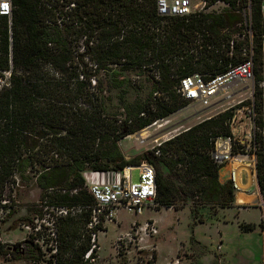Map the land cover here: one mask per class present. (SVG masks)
I'll return each instance as SVG.
<instances>
[{
  "label": "trees",
  "instance_id": "obj_1",
  "mask_svg": "<svg viewBox=\"0 0 264 264\" xmlns=\"http://www.w3.org/2000/svg\"><path fill=\"white\" fill-rule=\"evenodd\" d=\"M217 1L226 4L219 12L158 16L153 0H12V76L0 92V211L12 216L19 184L32 179L51 206L90 205L94 199L86 188V173L141 162L155 168L159 205L173 206L175 195L161 162L198 186L207 187L200 179L208 176L211 198L229 207L234 193L228 182H218L219 169L209 151L215 136L229 133L230 108L174 135L159 154L152 148L125 159L117 148L122 138L189 103L176 91L181 78L241 61V52H233L238 43L224 30L245 28L246 34L251 32L248 45L253 49L255 40L262 47L260 0H209L208 5ZM7 28V18L0 15V68L7 66ZM128 71L145 74L151 93L160 94L125 105L124 117L117 118L105 108L99 74L110 73L107 83L122 87L121 72ZM260 103L254 104L258 110ZM257 124L262 130L261 116ZM256 175L264 194L261 154ZM82 216L86 228L89 209ZM76 224L73 218L62 219V234L76 233ZM87 237L64 264H89L84 258L90 248ZM5 255L21 258L26 253L18 244L0 243V256Z\"/></svg>",
  "mask_w": 264,
  "mask_h": 264
},
{
  "label": "rangeland",
  "instance_id": "obj_2",
  "mask_svg": "<svg viewBox=\"0 0 264 264\" xmlns=\"http://www.w3.org/2000/svg\"><path fill=\"white\" fill-rule=\"evenodd\" d=\"M208 2L206 0L205 5L195 9V12H219L226 7L221 1L210 5ZM260 2L264 21V0ZM224 32L238 43L233 52L239 54L250 43L251 32L246 34L245 28L238 32L230 29ZM252 44L258 72L254 73L252 82L238 86L233 92L223 90L209 106L189 102L170 116L127 135L117 142L120 154L125 159L139 156L145 150L152 149L155 140L176 135L229 108L232 115L237 113V116H242L243 106L250 103L256 105L258 101L261 103L259 110H256L264 122V49L255 40ZM121 75L125 78V84L112 87L107 83L110 73L99 74L106 97L105 108L117 118L124 117L125 105L158 96L154 95L155 91L151 93L152 83L145 74L128 71L121 72ZM263 130L264 126L262 133ZM159 167L174 184L173 206L158 204L152 209H145L141 215L119 208L115 220L101 223L96 248L88 259L89 264H144L146 261L172 264L176 259H179L180 264H194L195 260L196 264H264V197L252 206L240 207L234 198L229 207H222L219 201L211 198L208 176L200 179L203 186L207 184V187H202L195 184L192 178L170 171L161 162ZM88 175L85 174L86 177ZM133 179H137L136 170L133 171ZM246 180L247 173L242 171V181ZM218 182L225 183L222 170L218 172ZM40 196L41 191L34 179L27 184L20 183L15 213L7 218L0 211V243L8 247L18 244L19 251L26 253L21 258L0 256V264H64L74 257L79 243L88 238V232L82 225V211H74L67 216L78 224V230L64 236L61 226L65 217L58 218V209ZM42 218L46 220L42 221ZM51 218L55 221L53 226L46 225L47 221L52 223ZM147 222L155 224L156 234H145L143 228ZM248 225L253 226L251 230H248ZM119 237L123 238L121 246L116 242ZM29 243L34 246L31 247Z\"/></svg>",
  "mask_w": 264,
  "mask_h": 264
},
{
  "label": "built area",
  "instance_id": "obj_3",
  "mask_svg": "<svg viewBox=\"0 0 264 264\" xmlns=\"http://www.w3.org/2000/svg\"><path fill=\"white\" fill-rule=\"evenodd\" d=\"M153 1L158 16H185L195 12V9L204 6L206 3V0ZM0 15L8 20L7 66L0 68L1 92L10 84L13 68L11 60L12 0H0ZM248 33L250 34V32ZM230 48H233V41H230ZM262 48L264 49V35ZM241 56L240 62L233 65L229 64L221 71L212 70L203 74L195 72L190 76L181 78L176 88L177 93L191 103L209 106L211 101L223 90L233 92L238 86L252 82L254 79V51L251 44L242 48ZM159 94V92H155L154 95L159 96ZM241 113L242 116H237V113L231 115L227 122L228 134L213 138L209 157L219 170L229 166L223 177L225 182L230 184L234 196L241 192H251L255 195L254 200L245 204H238L243 207L252 206L257 199L264 197L256 179V166L260 154L264 161V137L257 124L258 113L254 103L243 106ZM260 132L262 134L261 138L258 136ZM173 136L155 140V144L152 146L156 149L155 154H159V148ZM134 170L137 171L136 180L133 179ZM242 171L247 173L245 182L242 181ZM85 184L94 199V203L85 206H52L58 209V218L67 217L69 214H73L74 211L81 212L83 209H89L90 216L86 223V229L89 234L90 248L84 254L85 259H88L94 248H96L98 227L101 223L115 220L119 208L126 209L134 215H141L145 209H152L158 205L156 201V172L155 168L148 162H141L138 165H126L120 170L91 171L86 177ZM41 220L45 221L46 219L42 218ZM51 222L47 221L45 223L53 226L54 219L51 218ZM152 223L147 222L143 228L147 236L157 233V228ZM122 239V237H119L116 241L119 246L123 243ZM144 264H153V262L146 261ZM172 264H180L179 259L173 261Z\"/></svg>",
  "mask_w": 264,
  "mask_h": 264
},
{
  "label": "crops",
  "instance_id": "obj_4",
  "mask_svg": "<svg viewBox=\"0 0 264 264\" xmlns=\"http://www.w3.org/2000/svg\"><path fill=\"white\" fill-rule=\"evenodd\" d=\"M263 135H264V130H263ZM228 167L229 166H225L222 169H220L219 171L222 170V174H225ZM234 198L237 199V201H236L237 204H245L247 202L254 200L255 195L252 194L251 192H248V193L247 192H241V193L236 194V196H234ZM257 200H259V199H257ZM254 224H256V223H254ZM196 262L197 261L195 260L194 264H196ZM165 263H168V262H165Z\"/></svg>",
  "mask_w": 264,
  "mask_h": 264
},
{
  "label": "flooded vegetation",
  "instance_id": "obj_5",
  "mask_svg": "<svg viewBox=\"0 0 264 264\" xmlns=\"http://www.w3.org/2000/svg\"><path fill=\"white\" fill-rule=\"evenodd\" d=\"M30 244V246L31 247H33L34 245H32V243H29ZM19 246V245H18ZM36 248L34 247V249L33 250H35ZM18 250H20V248L18 247ZM33 253H34V251H33Z\"/></svg>",
  "mask_w": 264,
  "mask_h": 264
},
{
  "label": "water",
  "instance_id": "obj_6",
  "mask_svg": "<svg viewBox=\"0 0 264 264\" xmlns=\"http://www.w3.org/2000/svg\"><path fill=\"white\" fill-rule=\"evenodd\" d=\"M257 185H258V182H257ZM259 186V185H258ZM13 249H14V247H13Z\"/></svg>",
  "mask_w": 264,
  "mask_h": 264
},
{
  "label": "bare ground",
  "instance_id": "obj_7",
  "mask_svg": "<svg viewBox=\"0 0 264 264\" xmlns=\"http://www.w3.org/2000/svg\"><path fill=\"white\" fill-rule=\"evenodd\" d=\"M165 123H167V122H165Z\"/></svg>",
  "mask_w": 264,
  "mask_h": 264
}]
</instances>
